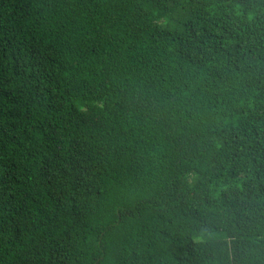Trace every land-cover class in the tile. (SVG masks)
Here are the masks:
<instances>
[{
  "label": "trees",
  "instance_id": "16d2710c",
  "mask_svg": "<svg viewBox=\"0 0 264 264\" xmlns=\"http://www.w3.org/2000/svg\"><path fill=\"white\" fill-rule=\"evenodd\" d=\"M0 264H264V0H0Z\"/></svg>",
  "mask_w": 264,
  "mask_h": 264
}]
</instances>
